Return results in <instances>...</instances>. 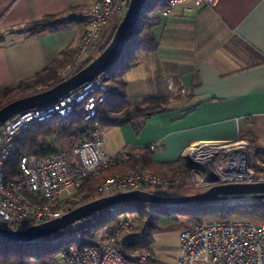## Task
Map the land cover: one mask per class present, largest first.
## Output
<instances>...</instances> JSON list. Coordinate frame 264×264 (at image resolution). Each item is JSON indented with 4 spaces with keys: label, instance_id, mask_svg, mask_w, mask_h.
Here are the masks:
<instances>
[{
    "label": "crops",
    "instance_id": "obj_1",
    "mask_svg": "<svg viewBox=\"0 0 264 264\" xmlns=\"http://www.w3.org/2000/svg\"><path fill=\"white\" fill-rule=\"evenodd\" d=\"M92 2L0 0V36L4 37L0 87L18 90L63 58L64 52L77 50L83 32L75 22L34 35L26 33L27 26L85 9ZM155 16L159 22L152 30L158 47L124 68L125 91L128 101L136 103L162 87L170 93L171 103L166 111L122 126H106V149L115 153L122 148H149L152 167L163 174L180 158L190 169L185 156L200 144L238 146L239 140L249 145L252 155L254 150L264 151V62L253 65L252 51L264 56V0H216L201 9L185 1L169 16L161 10ZM113 29L104 31L107 38ZM215 150L200 149L194 159L209 161Z\"/></svg>",
    "mask_w": 264,
    "mask_h": 264
},
{
    "label": "built area",
    "instance_id": "obj_2",
    "mask_svg": "<svg viewBox=\"0 0 264 264\" xmlns=\"http://www.w3.org/2000/svg\"><path fill=\"white\" fill-rule=\"evenodd\" d=\"M129 1L93 0L88 8L69 12L61 17L67 24L75 22L83 26L76 55L60 69L62 80L76 73L88 60L95 57L99 48L108 41L104 34L105 28L114 27L122 19ZM165 1L167 5L161 10L164 16H169L174 7L185 1L192 2L197 9L213 6L216 2ZM111 80V72L106 71L57 101L15 114L0 127V227L18 230L61 217L75 208L67 203V195L83 190L88 181L101 176L112 166L130 160L128 148H122L115 153L106 149V129L98 120L97 106L107 96ZM79 104L86 110L85 120L93 122V125L85 136L78 138L71 155L61 149L46 156L25 154L19 158L17 171L13 173L10 161L15 154L16 138L22 131L56 115L67 116ZM150 147L152 150L156 148L155 145ZM238 155H227L229 167ZM185 168L187 167H179L161 175L138 164L131 172L118 173L98 182L94 194L86 196L91 201L117 192H156L158 188L161 191L181 184ZM229 172L228 168L227 173ZM200 173L199 169L191 170L195 183L196 174ZM227 178L242 182H264V174L255 173L253 169L246 176ZM252 199L251 196H246L231 201L246 203ZM115 210L116 206H111L95 212L38 241H47L56 246L65 245L67 254L63 256V264L156 262L157 259L150 251L124 252L127 237L142 234L133 231V222L126 214H121L122 223L111 230L105 241L99 242L95 239V245L90 243L89 236L93 228ZM179 243L180 252L174 264H264V222L218 219L198 223L180 230Z\"/></svg>",
    "mask_w": 264,
    "mask_h": 264
},
{
    "label": "trees",
    "instance_id": "obj_3",
    "mask_svg": "<svg viewBox=\"0 0 264 264\" xmlns=\"http://www.w3.org/2000/svg\"><path fill=\"white\" fill-rule=\"evenodd\" d=\"M166 5L167 3L165 0H147L145 9L136 27L135 34L137 37L134 36L131 39L122 57L111 69H109V72L112 74L111 87L104 101L97 106L98 120L105 127L122 126L138 118L147 117L168 109L171 103V96L170 93L162 87H158L156 94L152 97L141 102H129L125 91L126 80L123 77L126 70L124 68H130L134 65L139 54L152 52L157 49L158 41L156 40L152 28L159 22V19L155 16L156 13L162 10ZM67 25L69 24L64 22L61 16H50L32 23L26 27L25 31L29 35H34L56 31ZM115 29L116 27L113 29V33ZM111 36L108 42L111 40ZM3 39L4 37L0 36V41H3ZM106 46L102 47L99 53H101ZM135 48L138 49L137 54H135ZM77 50H67L64 52L63 58L54 62L33 80L23 82L18 90L14 91L0 87V108L16 98L49 88L62 81L59 74L60 69L64 67L68 59L74 58ZM252 51L256 58L253 65L263 63L264 56L255 49ZM93 59L94 58L88 60L86 64ZM117 76L120 78L116 79ZM85 114L86 110L84 106L79 104L76 106L75 110L67 116L56 115L22 131L16 138L15 154L10 161V167L13 173L17 171L19 158L25 154L46 156L55 153L58 149L54 147L52 139L66 140L72 150L78 138L85 136L93 125V122L85 120ZM71 150H69V152L64 151V149L61 151L65 152L67 155H71ZM130 155L131 158L129 161L112 166L102 174L101 178L114 176L118 173H128L138 164H141L146 169L157 171L153 168L154 166L152 167L149 148H136L130 151ZM253 159V168L256 171H264V151L254 150ZM167 166L172 168L171 170H176L179 167H184L185 163L184 160L180 158ZM189 173L191 174L190 169L185 168L182 179ZM99 181L100 178L93 179V182L88 185L89 188L96 186ZM190 182L182 181L180 185L172 186L171 188H187L191 185ZM157 190L159 191L160 188ZM81 198H85L84 200L87 202L90 200H86V195L81 196ZM85 201L81 203L84 204L86 203ZM67 203H72V200L70 203L69 201ZM74 207H76V205L72 204V208ZM131 212L135 215H129ZM121 214L128 215L130 220L134 218L138 219V221L141 222L140 226L136 228L132 221V229L135 232L139 231L142 233L141 236L130 235L127 237L124 245V252H151V245L154 242V234L156 233L167 232L176 228L180 229L182 227L184 228L190 225L218 219H250L256 222H264V200L254 199L253 202L249 201L246 203L232 204H227L226 202L185 205H164L140 202L124 203L117 205L114 212L101 219L98 226L109 227L110 233L113 228L120 226L122 223ZM89 240L92 245L96 244L93 233L90 234ZM66 254L67 247L63 244L56 246L47 241H35L25 244L0 241V264H60V258H63ZM153 264L164 263L156 261Z\"/></svg>",
    "mask_w": 264,
    "mask_h": 264
},
{
    "label": "water",
    "instance_id": "obj_4",
    "mask_svg": "<svg viewBox=\"0 0 264 264\" xmlns=\"http://www.w3.org/2000/svg\"><path fill=\"white\" fill-rule=\"evenodd\" d=\"M147 0H130L128 8L115 29V32L104 50L99 53L91 62L86 64L76 73L60 81L59 83L12 100L0 108V127L12 116L22 111L40 107L57 101L69 92L79 88L85 83L97 78L102 73L109 71L122 57L131 39L136 35V27L145 9ZM235 142H211L200 144L189 150L185 156L186 163L191 170L203 167L210 170L211 161H204L203 158L194 159L200 149L215 148V155L218 158L222 154H240L243 151L249 153L248 144L242 148L240 144L233 146ZM218 162V159L214 158ZM226 176L227 171H223ZM205 189L197 193L182 196H166L155 192L132 190L125 191L108 196H103L89 202H86L61 217L48 220L46 222L28 226L18 230H11L0 227V241L6 243H32L40 239L49 237L62 229H65L77 220L89 216L95 212L107 209L111 206H117L124 203H152L164 205H185L195 203H216L228 200H235L251 196L255 200H264V182H242L234 179L210 176L201 181Z\"/></svg>",
    "mask_w": 264,
    "mask_h": 264
},
{
    "label": "rangeland",
    "instance_id": "obj_5",
    "mask_svg": "<svg viewBox=\"0 0 264 264\" xmlns=\"http://www.w3.org/2000/svg\"><path fill=\"white\" fill-rule=\"evenodd\" d=\"M120 21H118L114 25L113 28L117 27L118 24L120 23ZM107 29H109L108 26L105 28V30H107ZM112 36H111V38H112ZM109 39H110V37L108 38V40ZM107 42H106L105 45L101 46L99 48V50L102 47L108 45ZM99 50L97 51L95 57L97 55H99ZM137 53H138V49L135 48V54H137ZM143 54H146V53H143ZM143 54H139L137 59L139 58V56H141ZM118 78H120V77L117 76L116 79H118ZM111 83H112V80H111ZM52 142H53L54 147L57 148V149H61V150L64 149V151H66V152H69V150H71L70 145H69V143L66 140L52 139ZM218 159H219V161L217 163L219 164L221 169L223 171H227L228 168H229V165L227 163V155L222 154V156L219 157ZM253 162H254V159H253V156H252V153H251V156L249 158V166H250V168L253 169L255 173L264 174V171H256L253 168ZM149 171H151V172H153L155 174L165 175L163 173L155 172V171H152L150 169H149ZM101 177H102V175L97 177V178H100V181L105 179V178H101ZM196 178H197V174H196ZM182 181H189V182L191 181L190 182L191 185H189V187H187V188L186 187L185 188L175 187L173 189L172 188H168V189L166 188V189L161 190V191H156L155 193L160 194V195H166V196H182V195H188V194L197 193V192L202 191V190H204L206 188L203 183H200L201 181H196V183H195V181L193 180V175L190 174V173L186 177H184L182 179ZM92 182H93V179L88 181L85 184V187H84V189L82 191L75 192V193H73V195L72 194L71 195L70 194L67 195L66 196L67 197V202L69 201V203H70V201L72 200V203H70L71 205L72 204L76 205V207L80 206V204H82L81 202L85 201L84 200L85 198L83 199V198H81V196L87 195V194H90V195L94 194L96 186H94L93 188H89V186H88ZM117 193H120V192H117ZM87 199L88 198H86V200ZM250 201L253 202V199L250 200ZM85 202H87V201H85ZM224 202H226L227 204L234 203L231 200L224 201ZM216 203H218V202H216ZM129 215L134 216L135 214H132V212H131ZM136 218H137V216H136ZM132 221L134 222L136 228H137V226H140V224H141V222L138 221V219L134 218ZM109 226H111V225H109ZM182 228H180V229L176 228V229L171 230V231L154 234V242L151 245V253L155 256V258L157 259L158 262H161V263H164V264H174L175 263V260H176V258L178 256L179 252H180L179 234H180V230ZM109 231H110V228L107 227V226H101V227L97 226V227L93 228L92 233L94 234V239H96L97 241L100 242V241H105L106 240L107 236L109 235ZM60 264H63L62 261H61Z\"/></svg>",
    "mask_w": 264,
    "mask_h": 264
},
{
    "label": "bare ground",
    "instance_id": "obj_6",
    "mask_svg": "<svg viewBox=\"0 0 264 264\" xmlns=\"http://www.w3.org/2000/svg\"><path fill=\"white\" fill-rule=\"evenodd\" d=\"M241 147L245 149V146L241 145ZM209 154H210V152H209ZM208 158H209V161H211V158H213L211 161V163H213L212 167L210 170H206L203 173L197 174V178H196L197 181H203L207 177H210V176H218V177H222V178H224V177L225 178L226 177H232L233 178L236 176H246V175L250 174V172H251V169L249 167V154L246 151H243L242 153H240L237 156V158L233 161V163L230 164V167H229L230 172L227 173L226 176L223 174V170L221 169L219 164L216 161H214V158L218 159V155H214L213 157H211V155H210V157H208Z\"/></svg>",
    "mask_w": 264,
    "mask_h": 264
},
{
    "label": "flooded vegetation",
    "instance_id": "obj_7",
    "mask_svg": "<svg viewBox=\"0 0 264 264\" xmlns=\"http://www.w3.org/2000/svg\"><path fill=\"white\" fill-rule=\"evenodd\" d=\"M248 154H249V158H250V156H251V153L249 152ZM252 156H253V155H252Z\"/></svg>",
    "mask_w": 264,
    "mask_h": 264
}]
</instances>
